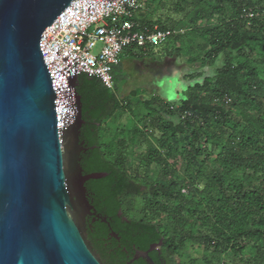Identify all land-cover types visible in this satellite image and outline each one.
<instances>
[{
	"label": "trees",
	"instance_id": "obj_1",
	"mask_svg": "<svg viewBox=\"0 0 264 264\" xmlns=\"http://www.w3.org/2000/svg\"><path fill=\"white\" fill-rule=\"evenodd\" d=\"M173 8L182 19L156 21L183 29L175 41L199 36L198 53L213 72L190 73L179 103L140 101L153 113L144 126L160 133L143 151L137 132L122 137L117 129L108 143L100 140L103 120L131 104L98 78L78 75L79 139L87 147L79 165L83 173H108L85 182L89 203L98 215L126 216L128 251L162 241L159 254L149 253L155 264H264V0H176ZM184 110L191 116L181 118Z\"/></svg>",
	"mask_w": 264,
	"mask_h": 264
},
{
	"label": "water",
	"instance_id": "obj_2",
	"mask_svg": "<svg viewBox=\"0 0 264 264\" xmlns=\"http://www.w3.org/2000/svg\"><path fill=\"white\" fill-rule=\"evenodd\" d=\"M71 1L0 0V264H105L86 234L85 182L108 173L79 165V68L57 50L45 64L39 47ZM160 245L129 262L154 264Z\"/></svg>",
	"mask_w": 264,
	"mask_h": 264
},
{
	"label": "built area",
	"instance_id": "obj_3",
	"mask_svg": "<svg viewBox=\"0 0 264 264\" xmlns=\"http://www.w3.org/2000/svg\"><path fill=\"white\" fill-rule=\"evenodd\" d=\"M143 3L144 0H72L70 5L75 10L67 6L42 33L39 47L44 63L48 64L57 50L61 57L70 55V65L79 68V74L98 78L112 89V69L125 48L137 46L145 50L181 32L155 23L137 25L134 16ZM247 14L251 16V10ZM179 115L185 118L191 112L184 110Z\"/></svg>",
	"mask_w": 264,
	"mask_h": 264
},
{
	"label": "rangeland",
	"instance_id": "obj_4",
	"mask_svg": "<svg viewBox=\"0 0 264 264\" xmlns=\"http://www.w3.org/2000/svg\"><path fill=\"white\" fill-rule=\"evenodd\" d=\"M175 1L176 0H150V2L148 1V4L150 6H153L154 11L153 13L149 12L150 16H152L151 18L156 20L158 18L157 16H159L163 21L169 15L173 20L182 19L183 13H177V11H175L173 8V4ZM144 7L145 5H142L141 9ZM170 23L171 22H169L168 24ZM183 27L181 26V28ZM184 35L182 36L181 40L178 41H175L174 39L170 38L167 42L163 44L149 46L151 47H148L149 51L158 50L159 52H161L163 54V57H160V59H156V61H163L167 59L166 61L169 65L168 69L170 70L171 68L169 67L172 66V71H177L176 75L179 74V77H181L187 82L190 80V78L188 77L190 73H200L204 71H206L208 74L212 73L214 67L207 68V66L202 63V57L198 53V48L196 45L198 44V42H200L201 38L194 33L187 34L186 36ZM186 43L189 46L186 52H183L181 54L177 53L175 55V53L171 51V49L179 45H186ZM122 52L119 54V60H121V65L119 67L114 68V85L117 87L120 94L119 101L126 102L127 100L129 101V104H131V106L129 107L130 112L124 111L120 115V113L116 111L109 119L103 120V128L99 133V138L103 143H108V141L113 138L114 133L117 129L120 130V135L122 137H132L133 132H137V137L140 140L142 138L143 140H145L144 145L139 147V151H143L147 148L146 144L150 142L154 143V141L160 137V133L158 132V129L156 127H152L149 124L144 126V123H147L151 119L153 114L150 106H142L143 103L141 105H138L135 104L134 101H136L137 97L140 98L142 95L145 98H150L149 94L152 91V83L154 78L156 77L157 71L153 70L149 72L148 70L147 73L141 74L140 71H138L137 67L142 65V63H138L135 61L139 59L140 61H142V59H147L149 58V56L145 57L139 54V56H141L140 58L133 56L129 57ZM188 53L196 57L197 61L195 63L190 64L186 62L187 55L190 56ZM150 55H152L151 52ZM171 62L175 64V66L170 64ZM216 64H218V61L215 62L214 66H216ZM150 78L152 81H150ZM175 83H178L177 78H175ZM183 87L182 89H184ZM131 90H133L132 93L130 92ZM175 100L176 101L174 102L179 103V98ZM161 178L162 177H157L159 181H162ZM184 259H186V256H184Z\"/></svg>",
	"mask_w": 264,
	"mask_h": 264
},
{
	"label": "crops",
	"instance_id": "obj_5",
	"mask_svg": "<svg viewBox=\"0 0 264 264\" xmlns=\"http://www.w3.org/2000/svg\"><path fill=\"white\" fill-rule=\"evenodd\" d=\"M150 2V0H144L143 5H145L144 8L140 9L136 14H135V20L138 21V24H149V23H155L158 24L160 26V24L156 21L158 18L161 20V18L159 16H157L156 20L152 19L150 16V13H153V6H150L148 3ZM147 4V6H146ZM149 7V9H148ZM165 19H170V21H172L171 17L168 15ZM165 19L163 20V23L165 21ZM162 21V20H161ZM167 25V23H165ZM171 24V23H170ZM161 28H164L161 26ZM182 33V32H181ZM151 48V47H149ZM149 48H146L145 50L142 48H139L137 46H131V47H127L123 50L122 53L126 54L127 56L131 57H138L140 58L142 56H149V58L147 59H142V61L137 60L135 62L138 63H142V65H140L139 67H137L138 71H140L141 74H145L147 73V71L149 70V72L151 71H157L156 77L153 80L152 83V91L149 94V99L153 100V105L156 103V100L159 99L163 102H174L176 101L175 99L182 98V93L185 90V87H187V83H189V81H185L183 80L181 77H179V74H177V71H172V66L169 67L171 68L170 70L167 68L168 67V62L166 61L167 59L163 60V61H156V59H160V57H163V54L161 52H159L158 50L154 51L151 50V54L149 52ZM169 54V52H168ZM167 54V55H168ZM172 65L175 66V64H173L172 62L170 63ZM121 65V60H119V63L117 64V67H119ZM116 66V65H115ZM115 67H113L112 71L114 70ZM151 69V70H150ZM175 78L178 79V83L175 85L173 82H175ZM113 79V78H112ZM150 81L151 78H150ZM180 86H184L182 89V87ZM109 91L115 93V95H117L118 99L120 100V94L119 91L117 89V87L114 85L113 82V87L112 89H109ZM180 91V92H179ZM131 93L133 92V90L130 91ZM148 98H145L143 95L136 99L135 104L141 105L142 103H140V101L142 100H146ZM145 106V105H142Z\"/></svg>",
	"mask_w": 264,
	"mask_h": 264
},
{
	"label": "flooded vegetation",
	"instance_id": "obj_6",
	"mask_svg": "<svg viewBox=\"0 0 264 264\" xmlns=\"http://www.w3.org/2000/svg\"><path fill=\"white\" fill-rule=\"evenodd\" d=\"M92 195L93 194L86 191L87 199L88 197H92ZM89 207L90 208L85 215L86 234L93 249L99 254V256H101L102 261L105 258L115 259L116 261H119L122 256H126L129 260L125 262V264L135 263L139 259L148 264L140 257L134 259L132 262H129L130 259L134 257L137 248L133 247L134 249H132L131 251H128L126 249L129 245V240L127 237L128 219L125 215H122L120 211H118L116 216L108 213H105L104 215H98L94 210V206L90 205V203ZM88 228L90 229L89 231ZM160 247L161 245L158 246V249L152 251L158 252L159 254ZM162 263L165 262H161L160 264Z\"/></svg>",
	"mask_w": 264,
	"mask_h": 264
},
{
	"label": "clouds",
	"instance_id": "obj_7",
	"mask_svg": "<svg viewBox=\"0 0 264 264\" xmlns=\"http://www.w3.org/2000/svg\"><path fill=\"white\" fill-rule=\"evenodd\" d=\"M181 32H183V30H180Z\"/></svg>",
	"mask_w": 264,
	"mask_h": 264
},
{
	"label": "bare ground",
	"instance_id": "obj_8",
	"mask_svg": "<svg viewBox=\"0 0 264 264\" xmlns=\"http://www.w3.org/2000/svg\"><path fill=\"white\" fill-rule=\"evenodd\" d=\"M149 52H151V51H149Z\"/></svg>",
	"mask_w": 264,
	"mask_h": 264
}]
</instances>
